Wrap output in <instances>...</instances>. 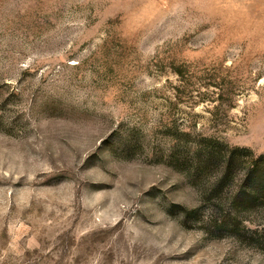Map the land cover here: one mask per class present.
<instances>
[{
  "label": "rangeland",
  "instance_id": "1",
  "mask_svg": "<svg viewBox=\"0 0 264 264\" xmlns=\"http://www.w3.org/2000/svg\"><path fill=\"white\" fill-rule=\"evenodd\" d=\"M202 138L264 155V0H0V264H264L172 209Z\"/></svg>",
  "mask_w": 264,
  "mask_h": 264
},
{
  "label": "trees",
  "instance_id": "2",
  "mask_svg": "<svg viewBox=\"0 0 264 264\" xmlns=\"http://www.w3.org/2000/svg\"><path fill=\"white\" fill-rule=\"evenodd\" d=\"M187 176L200 187L202 205L182 209L186 221H201L207 234H258L247 226L248 216L264 212V155L229 147L211 138L198 142Z\"/></svg>",
  "mask_w": 264,
  "mask_h": 264
}]
</instances>
